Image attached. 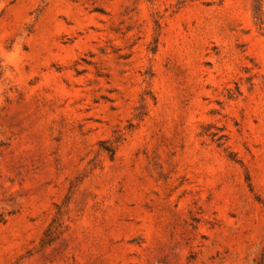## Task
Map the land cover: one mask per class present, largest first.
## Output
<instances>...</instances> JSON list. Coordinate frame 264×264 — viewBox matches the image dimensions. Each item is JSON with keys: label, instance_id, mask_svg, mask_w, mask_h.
<instances>
[{"label": "rangeland", "instance_id": "obj_1", "mask_svg": "<svg viewBox=\"0 0 264 264\" xmlns=\"http://www.w3.org/2000/svg\"><path fill=\"white\" fill-rule=\"evenodd\" d=\"M0 0V264H264V0Z\"/></svg>", "mask_w": 264, "mask_h": 264}, {"label": "trees", "instance_id": "obj_2", "mask_svg": "<svg viewBox=\"0 0 264 264\" xmlns=\"http://www.w3.org/2000/svg\"><path fill=\"white\" fill-rule=\"evenodd\" d=\"M260 1L261 0H256V5H255V12H256V15H257V18L259 20H261L262 16H261V6H260Z\"/></svg>", "mask_w": 264, "mask_h": 264}]
</instances>
